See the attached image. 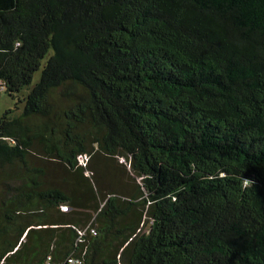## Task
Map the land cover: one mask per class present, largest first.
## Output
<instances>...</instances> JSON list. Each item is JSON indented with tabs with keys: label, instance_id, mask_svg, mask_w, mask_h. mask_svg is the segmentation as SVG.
I'll return each instance as SVG.
<instances>
[{
	"label": "trees",
	"instance_id": "trees-1",
	"mask_svg": "<svg viewBox=\"0 0 264 264\" xmlns=\"http://www.w3.org/2000/svg\"><path fill=\"white\" fill-rule=\"evenodd\" d=\"M2 93L0 264H264V0H0Z\"/></svg>",
	"mask_w": 264,
	"mask_h": 264
},
{
	"label": "rangeland",
	"instance_id": "rangeland-1",
	"mask_svg": "<svg viewBox=\"0 0 264 264\" xmlns=\"http://www.w3.org/2000/svg\"><path fill=\"white\" fill-rule=\"evenodd\" d=\"M39 78H40V73H37L33 84H35L39 80ZM26 92H28V89H26L22 94H25ZM17 103H18V99H12L6 93H2L0 96V117L9 109H15L17 106L18 108L15 109L13 115L19 116L20 114H22L24 110V103H19L18 105H16ZM121 170L123 173H126L124 168L121 167ZM128 174L131 178L133 177V174L131 172L128 171Z\"/></svg>",
	"mask_w": 264,
	"mask_h": 264
},
{
	"label": "built area",
	"instance_id": "built-area-1",
	"mask_svg": "<svg viewBox=\"0 0 264 264\" xmlns=\"http://www.w3.org/2000/svg\"><path fill=\"white\" fill-rule=\"evenodd\" d=\"M68 208H69L68 206H63L64 211H68ZM91 232H95L94 229H91ZM47 259L48 260L45 261L43 264H51V262H52L51 256H49ZM64 264H84V263H83V260L81 258L71 256L66 260V262Z\"/></svg>",
	"mask_w": 264,
	"mask_h": 264
}]
</instances>
